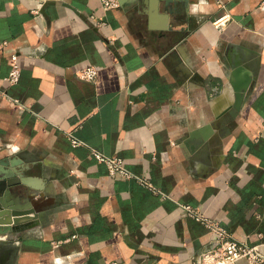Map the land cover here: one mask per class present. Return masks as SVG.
Wrapping results in <instances>:
<instances>
[{"label":"crops","instance_id":"crops-1","mask_svg":"<svg viewBox=\"0 0 264 264\" xmlns=\"http://www.w3.org/2000/svg\"><path fill=\"white\" fill-rule=\"evenodd\" d=\"M45 1L0 0V159L40 185L0 264H197L215 235L186 204L264 252V0Z\"/></svg>","mask_w":264,"mask_h":264},{"label":"built area","instance_id":"built-area-1","mask_svg":"<svg viewBox=\"0 0 264 264\" xmlns=\"http://www.w3.org/2000/svg\"><path fill=\"white\" fill-rule=\"evenodd\" d=\"M105 8L115 7L119 4L118 0H102ZM21 75V67L17 54L11 55V69L7 76L9 82L18 81ZM80 77L93 80L97 75V68L94 65L83 67L79 72ZM73 145L80 143V140L71 135ZM96 157L105 161L109 166L111 175L122 173L128 177L131 176L129 169L123 163L121 157L105 155L99 151H94ZM187 212L202 220L206 226L215 235L213 244L201 251L197 264H232L240 259H246L249 264H264V252L258 245L250 244L234 238L218 221L206 217L191 205H184ZM110 264H124L121 261L114 260Z\"/></svg>","mask_w":264,"mask_h":264},{"label":"water","instance_id":"water-1","mask_svg":"<svg viewBox=\"0 0 264 264\" xmlns=\"http://www.w3.org/2000/svg\"><path fill=\"white\" fill-rule=\"evenodd\" d=\"M124 3L126 0H120ZM166 5L171 0H164ZM54 0L45 1V5L53 3ZM233 81L234 101L232 105L240 108L246 92L252 82L251 70L248 67L237 65ZM212 130V125L208 124L202 128V136L207 137ZM200 132H192L191 136L199 135ZM19 158L17 156L0 159V233L13 231L24 218L35 216L37 206L34 202L31 187L40 188L39 182H34L32 177L24 175L22 168L17 166ZM27 193V195H26ZM34 214V215H30Z\"/></svg>","mask_w":264,"mask_h":264}]
</instances>
